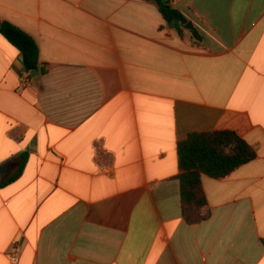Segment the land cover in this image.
Listing matches in <instances>:
<instances>
[{
	"label": "crops",
	"instance_id": "crops-1",
	"mask_svg": "<svg viewBox=\"0 0 264 264\" xmlns=\"http://www.w3.org/2000/svg\"><path fill=\"white\" fill-rule=\"evenodd\" d=\"M169 2L183 36L154 0H0L45 67L0 32V264H264V0ZM214 131L257 156L188 224L178 145Z\"/></svg>",
	"mask_w": 264,
	"mask_h": 264
},
{
	"label": "trees",
	"instance_id": "trees-1",
	"mask_svg": "<svg viewBox=\"0 0 264 264\" xmlns=\"http://www.w3.org/2000/svg\"><path fill=\"white\" fill-rule=\"evenodd\" d=\"M166 22L183 36L187 24L185 15L173 8L169 0H154ZM0 32L14 45L23 58L28 73H44L40 64V51L36 40L18 26L0 20ZM200 40L199 34L193 32ZM182 213L188 224H197L208 218V200L202 176L222 178L238 167L253 161L256 150L233 131L195 132L178 145ZM26 158L24 157V163ZM23 166L17 176L21 174Z\"/></svg>",
	"mask_w": 264,
	"mask_h": 264
},
{
	"label": "water",
	"instance_id": "water-1",
	"mask_svg": "<svg viewBox=\"0 0 264 264\" xmlns=\"http://www.w3.org/2000/svg\"><path fill=\"white\" fill-rule=\"evenodd\" d=\"M186 28H192V24L188 23L186 25ZM38 73L39 72L37 70H35V71L31 72V75L34 76V77H36L38 75Z\"/></svg>",
	"mask_w": 264,
	"mask_h": 264
}]
</instances>
